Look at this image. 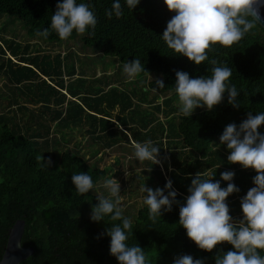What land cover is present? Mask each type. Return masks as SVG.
Returning <instances> with one entry per match:
<instances>
[{
	"label": "trees",
	"instance_id": "obj_1",
	"mask_svg": "<svg viewBox=\"0 0 264 264\" xmlns=\"http://www.w3.org/2000/svg\"><path fill=\"white\" fill-rule=\"evenodd\" d=\"M57 2L58 0H0V12L20 17L31 36L38 35L39 31L48 28L50 35L45 39L62 41L50 28V17ZM91 3L98 22L94 34L88 35L86 32L82 43L98 52L114 55L121 62L139 58L148 73H160L165 87L157 91L174 90L177 70L187 72L190 78L211 74L212 66L207 61L195 65L186 57L173 53L160 39L166 22L175 14L166 9L163 0H139L131 12L125 8L124 15L119 19H108L104 15L105 8L110 7L112 0H91ZM75 34L73 31L66 40L73 38ZM4 45H1L0 41V58L7 60L6 67L0 68L1 77H4V86L13 92V96L9 98L6 94L7 98L2 99L6 102L4 108L0 103V258L12 224L16 219H24L21 244L32 246L34 252L20 264H118L109 254V237L102 235L112 222L107 218L105 222H92L89 219L91 205L97 202L94 189L79 195L71 183L72 174L88 172L93 179L94 188L102 187L103 179L109 175L108 170L93 164L95 159L89 160L83 148L73 150L61 145V141L64 143L66 136L74 133L72 130L79 131L77 127L86 116L90 118V128L80 130L84 132V141L87 138L98 140V132L101 130L106 133L108 126L115 122L128 126L126 116L121 117V111L118 110L114 114L115 121L112 120L110 115L117 104L113 105L110 113L104 112L100 101L106 94L105 91L92 95L71 90L72 82L84 79L78 76L65 82L58 57L53 56L54 62L50 64V61L43 62L46 57V54H43L38 62V55L24 53L27 45L23 46L21 53L16 51L18 47L13 46L12 40L7 46L5 43ZM5 51L11 56H6ZM209 57L232 68L230 83L235 84L240 91L237 99L241 104L234 109L226 103L225 96V99L210 111L199 109L189 117L179 115L172 135L183 148L174 157L177 167L169 171L166 178L161 173V166L167 169V158L164 157L159 158V171H153L161 173L165 182L172 180L179 203L173 204L171 211L163 212L160 220L157 219L155 223L148 219L146 205L136 210L132 220V237L128 242L145 250L149 264H172L173 259L182 254L191 255L194 259L201 258L204 264H214L216 255L232 250L227 242L218 243L211 251L198 249L187 238L185 230L179 226L178 213L188 195L187 188L191 179L196 174L206 178V169H212L210 172L213 173L216 169L231 171L233 168L228 164L227 156L223 152H219V149L211 150L212 139L219 135L227 124L239 125L247 113L255 115L256 112L264 111V29L257 24L231 47L213 46ZM9 63H12V66ZM71 72L68 74L66 71L71 76L75 74V68ZM7 75H10L8 79ZM34 82L50 87L49 97L33 92L31 98H24L26 87L30 85L32 89ZM148 86L155 85L149 81ZM76 96H79L78 101L73 99ZM84 99L94 103L87 106ZM168 99L163 98L162 101ZM108 105L109 103H106L104 107ZM156 106L158 109L159 106ZM167 113L165 112L166 115ZM88 121L84 120L85 125ZM100 121H104L107 128H102ZM151 127L152 125L138 133L146 135ZM131 128L133 126H128L124 131L127 132ZM170 128V124H167L168 133L165 135L169 139ZM258 131L264 132V124ZM186 150H194L199 157L198 161L205 165L202 168L197 165L186 168L188 161L183 156V151ZM215 152L220 154L211 158L210 154ZM161 153L163 154V150ZM40 155L52 161L48 169L40 167L37 160ZM218 161L222 162V167L218 166ZM224 165L227 166L223 167ZM237 170L242 169L233 171V184ZM150 171L152 172L147 169L141 172L160 177ZM213 176L212 178L217 180ZM101 190H104L103 187ZM238 195L234 199L235 202L244 194Z\"/></svg>",
	"mask_w": 264,
	"mask_h": 264
},
{
	"label": "clouds",
	"instance_id": "obj_2",
	"mask_svg": "<svg viewBox=\"0 0 264 264\" xmlns=\"http://www.w3.org/2000/svg\"><path fill=\"white\" fill-rule=\"evenodd\" d=\"M138 3L139 0H112L104 15L108 19H119L124 15L125 8L131 12ZM163 4L175 13L166 22L160 36L167 48L195 65L207 61L212 66L211 74L206 76L190 78L187 72L175 71L173 88L178 97L179 111L185 117L200 107L210 111L225 96L228 105L238 108L241 104L237 99L240 91L230 83L232 68L210 58L209 53L216 45L231 47L264 21V14L261 13L264 0H163ZM97 22L91 0H58L50 17V28L59 39L65 40L73 31L93 35ZM37 34L44 38L50 35L48 28ZM123 73L129 80L141 73L148 74L139 58L126 61ZM149 78L155 85L150 87L152 92L165 87L161 78L154 81ZM262 124L264 111L255 115L249 112L239 125L227 124L218 137L219 144L228 150L227 161L238 163L242 168H251L256 173L252 177L254 186L240 199L241 218L234 220L226 203V197L240 191L231 182L233 171L221 172L219 180L210 179L214 174L212 172L205 173L207 178L196 174L187 188L184 203L179 207L178 224L198 249L211 251L220 242L231 245L232 250L215 256L214 264H264V132L258 131ZM133 148L137 161H149L152 165L161 163V147L151 140L134 142ZM37 160L44 169L52 164L50 159L41 155ZM136 179L151 222L160 220L163 212L171 211L172 205L179 203L171 179L165 182L163 188L155 190L145 186L146 177L140 173L136 174ZM221 181L227 182L225 187H221ZM71 183L79 195L94 189L88 172L72 174ZM102 187L104 191L95 194L97 202L91 205L89 219L105 222L107 218L112 222L102 233L109 237V254L118 264H149L145 250L128 242L132 237L133 221L123 214V197L118 181L110 174L103 179ZM172 264H204V260L182 254L175 257Z\"/></svg>",
	"mask_w": 264,
	"mask_h": 264
},
{
	"label": "rangeland",
	"instance_id": "obj_3",
	"mask_svg": "<svg viewBox=\"0 0 264 264\" xmlns=\"http://www.w3.org/2000/svg\"><path fill=\"white\" fill-rule=\"evenodd\" d=\"M83 36L84 34L81 35L76 33L73 38L62 41H49L40 35L31 36L27 33V26L20 17L0 12L1 45H4L5 43L7 46L12 40L13 46L17 45L18 47L16 49L18 53H21L23 51V46L27 45L26 49H24V53L30 54L31 56L38 55V58H36L38 62L43 54H46L43 62L50 61V64H53L54 62L53 56L58 57L61 61L60 70L62 72L67 71L69 74L73 68H75L76 72H79V76L84 79L72 82L70 86L71 90H78L82 93L88 92L92 95L98 92L97 89L105 91L106 94H104V97H102V100L100 101L102 102L104 112L110 113L113 105L117 104L115 108L116 110L121 111V117L125 115L128 126H133V128L128 130L129 132H126L122 128L121 122H115V124L108 126L106 133H99L100 138H98V142L95 141L96 139L92 140V138H88L87 141H84V132H81L80 130H82V128H90L88 121L90 118L86 116L77 127L79 131L77 130V132H75V130H72L71 132L74 133H71V136H66V140L64 141L66 144L61 141V145H66L73 150L83 148L85 150L84 152L89 156V160L91 159V161H93L95 159L93 164H98L99 167L107 168L108 174H111L120 185V195L123 197V211H125L124 213L128 218L133 220L136 210L144 205L142 200L143 194L139 191L136 174L140 173L141 176L146 177L144 180L145 186L150 187L153 190L157 187L163 188L165 184L161 173L168 177V172L163 166H161L162 172L157 174L153 171H159L160 166L157 167V165H152L149 161H137L134 156L133 144L134 142H141L137 138V135L139 134L138 131H144L145 125L155 121L147 136H153V139L156 141L153 144L161 147L159 150V156L161 157L159 158H170V155L175 154L174 151L181 145L180 142H175L176 140L173 139L174 136L172 137V135H174V127L178 122V117L182 114L179 111L178 97L174 90L165 92L157 91L155 93L151 91V88L148 86V82L150 81L149 76L153 80L155 78H161L159 72H150L148 73L149 76L148 74H138L136 77L129 80L126 74L123 73V64L125 62H121L119 58L114 55L104 54L96 51L93 47L84 45L82 43ZM7 55L8 54L6 53V56ZM6 61V59L0 58V68L6 67ZM9 64L12 66V63ZM64 66L66 67V71H64ZM1 76L2 74L0 70V103L4 108L6 102H3V100L7 98L6 94L10 98L13 96V92L8 91V87L4 86V83L6 82L3 79L4 77L2 78ZM6 77L8 79L10 75H7ZM65 80L69 82L68 78ZM145 88H149V90L145 91ZM26 89L27 92L23 94L24 98H31L33 92L35 94L43 93V97H49V92L51 91L50 87L46 84L37 82H34L32 89H30V85H28ZM25 94L28 95L26 96ZM163 98L169 99L168 101L165 100V102L162 101ZM84 102H86V104L94 103L86 99H84ZM106 103H109L108 107H104ZM128 105L131 107L130 110L124 112ZM156 105L159 106L158 109ZM199 109L205 108L200 107L194 111ZM16 112L21 115L19 111ZM165 112H168L167 115L171 112L169 117ZM166 116L169 119L166 118ZM85 119L88 121L86 126L84 122ZM100 122L102 128H107L104 121ZM167 124H170L171 126L169 132L170 139L168 138V141L163 137V133H168L166 129ZM219 135L212 139L210 143L211 150L219 149V152H223L227 156L228 150L224 145L219 144ZM172 139L173 141H171ZM105 143H107L109 149H102V145ZM162 150L163 154L161 153ZM80 153H82V151H80ZM219 154L220 153L215 152L214 154H210V157L216 158ZM183 156L188 161L186 168L193 165L202 168L205 165V163L198 161L199 157L194 150L183 151ZM217 164L219 167H222L221 161H218ZM228 164L232 165L235 169H242L237 170L234 185L245 195L247 190L254 186L252 184V177L256 174L255 171L251 168H242L238 163H231L228 161ZM225 166L227 165H224L223 167ZM147 169L152 170V172L150 171L151 174L160 175V177H152L151 175H148V172H141L146 171ZM221 172H223V170H214L213 177L219 180ZM210 179L215 180L213 178ZM225 184V181H221V187H224ZM101 189L102 187L94 188L95 194L97 191H104ZM236 194L237 192L230 194L226 197V200L229 197H233V195L236 196ZM228 207L231 215L236 214L233 216L234 220H239L242 216L240 201L228 204Z\"/></svg>",
	"mask_w": 264,
	"mask_h": 264
},
{
	"label": "water",
	"instance_id": "obj_4",
	"mask_svg": "<svg viewBox=\"0 0 264 264\" xmlns=\"http://www.w3.org/2000/svg\"><path fill=\"white\" fill-rule=\"evenodd\" d=\"M261 13L264 14V8L261 9ZM258 25L264 29V21H261ZM24 227V219H16L12 224L0 258V264H20L21 261L34 252V248L32 246H23L21 244Z\"/></svg>",
	"mask_w": 264,
	"mask_h": 264
},
{
	"label": "crops",
	"instance_id": "obj_5",
	"mask_svg": "<svg viewBox=\"0 0 264 264\" xmlns=\"http://www.w3.org/2000/svg\"><path fill=\"white\" fill-rule=\"evenodd\" d=\"M9 56H11L8 52H6ZM7 55V56H8ZM71 73H73V72H71ZM79 72H76V69H75V74H73V75H71V76H69L66 72H62V77H63V79H64V81L65 82H67L65 79H69V81H71V80H73L75 77H78L79 76V74H78ZM43 77V76H42ZM66 77V78H65ZM79 77H81V76H79ZM43 78H47V77H43ZM108 87V86H107ZM98 90V92L101 90V89H97ZM63 92H66L65 90H62ZM78 92H81V91H78ZM83 93H85V92H83ZM67 96H69L68 94H67ZM79 96H76L75 98H73V99H75L76 101H78L77 100V98H78ZM85 105H87V104H85ZM88 106V105H87ZM130 108L131 107H129V105H128V107L125 109V111L124 112H127V111H129L130 110ZM86 109V108H85ZM87 110V109H86ZM88 111V110H87ZM117 111L118 110H116V108H113V111L111 112V116L112 115H114V113L116 114L117 113ZM100 113H102L101 111H99ZM97 115H99V114H97ZM101 116H103V115H101ZM113 117V119L112 120H114V116H112ZM166 118H168L167 116H166ZM115 121V120H114ZM154 122L155 121H153V122H150L148 125H145L144 126V128H146V127H149V126H153V124H154ZM86 126V125H85ZM122 126V128L123 129H128V126H124V125H121ZM152 128V127H151ZM150 128V129H151ZM89 130V129H88ZM144 130H146V129H144ZM103 132V131H102ZM128 132V131H127ZM87 133V132H86ZM98 133H101V130H100V132H98ZM102 134V133H101ZM131 134V133H130ZM87 137V136H86ZM163 137H165L166 138V141H168V136H166L165 135V133H163ZM137 138L139 139V141H142V142H145V141H147L148 139L149 140H151L153 143H155L156 141H153L152 139H153V136H147V134L146 135H142V134H138L137 135ZM88 139V138H87ZM87 139H86V141H87ZM96 139V138H95ZM95 141H97L98 142V140H95ZM176 143H179L178 141H175ZM107 143H105L104 145H102V149H109V147L106 145ZM179 150H183V148H182V146L180 145V147L177 149V150H175L174 152H175V154L173 155H170V158H167V169H166V171L167 172H169V171H173V170H175L174 168L175 167H177V165H176V163H175V156H176V154H177V152L179 151ZM186 151H188V150H186ZM233 167V166H232ZM210 170H212V169H206L205 170V172L206 173H208V172H210ZM235 170V168H232L231 169V171H234ZM166 176V175H165ZM166 178H168L167 176H166ZM212 178V177H211ZM225 186H226V184H225ZM224 186V187H225ZM241 193V191L240 192H237V194H236V196H234L233 195V197H229L226 201H227V204H233V203H235V201H234V199L236 198V197H238L239 195L238 194H240ZM243 197V196H242ZM238 201H240V200H238ZM238 201H236V202H238ZM234 218V217H233Z\"/></svg>",
	"mask_w": 264,
	"mask_h": 264
}]
</instances>
